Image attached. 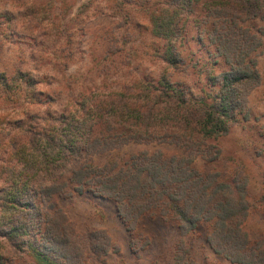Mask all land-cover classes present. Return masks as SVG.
I'll return each mask as SVG.
<instances>
[{
	"label": "rangeland",
	"instance_id": "1",
	"mask_svg": "<svg viewBox=\"0 0 264 264\" xmlns=\"http://www.w3.org/2000/svg\"><path fill=\"white\" fill-rule=\"evenodd\" d=\"M220 1L0 0V72L12 77L21 70L39 82L37 93L23 90L18 82L21 92L5 95L2 91L0 95V261L17 260L19 248L33 242L29 236L11 241L3 231L17 218H26L25 213L9 207L6 199L8 192L28 183L32 194L27 195L31 201L27 200L34 215L40 211L48 218L60 209L76 231H104L110 237L119 251H110L100 264H174L180 240L196 264H238L209 245L212 222H201L196 230L181 236L178 220L161 203L132 227L133 223L118 214L114 200L93 194L94 179L84 178L97 167L115 163L125 167L145 152L160 151L166 159L184 158L190 154L186 147L141 139L91 154L96 144L91 149L87 146L98 137L96 131L91 139L84 135V143L77 137V147L70 153L66 138L72 137H67L65 124L60 123L63 114L76 116L82 107L96 111L101 104L102 114H106L118 107L121 97L139 94L163 77L194 96L205 97L215 90L212 78L227 67L222 58L214 56L211 41L214 29L221 30L227 23L217 14L222 5L209 9ZM160 16L171 29L170 37L164 34L166 28L157 25ZM179 26L181 36L172 33ZM247 26L258 32L264 28V20H250ZM262 40L264 44V37ZM171 43L177 45L187 69L179 66L174 70L163 60ZM255 55L260 85L248 96L229 132L209 139L194 162L203 176L217 173L222 182L246 181L250 208L243 229L251 245L264 242V45ZM102 118L114 120L108 114ZM73 125L69 126L72 131ZM45 127L62 134L48 148L40 136ZM24 134L35 135L33 145ZM212 146L220 155L208 161L216 151ZM45 154L55 156V161L48 162ZM42 165L51 166L49 174ZM76 187L87 191L78 193Z\"/></svg>",
	"mask_w": 264,
	"mask_h": 264
},
{
	"label": "trees",
	"instance_id": "2",
	"mask_svg": "<svg viewBox=\"0 0 264 264\" xmlns=\"http://www.w3.org/2000/svg\"><path fill=\"white\" fill-rule=\"evenodd\" d=\"M262 1L222 0L209 8L213 11L222 5V11L217 14L228 23L221 30L214 29L211 37L214 56L222 58L227 67L212 78V89L215 90L205 97L177 89L170 79L163 77L139 94L121 97L117 110L111 108L102 114L101 104L96 105V111H85L82 107L81 112L76 111V116L63 114L60 121L65 124L67 137H72L66 138L70 153L77 147V137L84 139V143V135L91 139L96 131L98 137L87 146L91 149L96 144L91 154L104 153L141 139L186 147L190 154L184 158L172 156L166 159L160 151L155 154L145 152L134 156L125 167L118 163L97 167L94 174L87 172L84 178L94 179L93 194L114 200L118 214L125 222L133 223L132 227L161 203H165L169 213L178 220L181 236L196 230L201 222H212V231L207 238L209 245L216 253L238 264H264V242L259 240L251 245L249 234L243 229L250 208L246 181L222 182L217 173L203 176L195 169L194 162L196 154L209 139H217L229 132L243 112L248 96L261 83L255 53L264 45V28L254 32L248 28L247 22L264 20ZM177 22H181L180 18ZM157 23L158 27L166 28L164 34L169 36L171 29L165 25L163 16L157 17ZM174 31L172 33L177 36L183 33L180 26ZM167 45L166 56L163 57L167 65L174 70L179 66L187 69L177 45ZM8 75L0 72V95L2 91L5 95L7 92L9 95L21 92L23 88L18 82L24 85L23 90L37 93L39 82H33L26 72L17 70L12 77ZM107 114L114 120L102 118ZM71 124L75 128L73 131L69 127ZM33 135L24 134L23 138L33 145ZM40 136L48 148L56 144L62 134L45 127ZM213 149L216 151L208 161H214L220 155L219 149ZM44 157L50 163L55 161V156L45 154ZM42 169L47 175L51 166L42 165ZM34 175L32 178L36 177ZM42 189L45 191L46 187ZM74 190L81 194L87 191L84 187ZM29 193L32 191H28V183L7 193V205L12 206L15 212L25 213L26 218H17L3 231L11 241L29 236L33 242L19 248L21 255L17 260L9 258L0 264H100L110 251H119L104 231H76L60 209H55L48 218L40 211L34 215L27 200ZM174 264H196L182 240L178 243Z\"/></svg>",
	"mask_w": 264,
	"mask_h": 264
}]
</instances>
